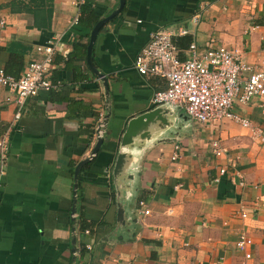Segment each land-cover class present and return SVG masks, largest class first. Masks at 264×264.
Listing matches in <instances>:
<instances>
[{"label": "crops", "instance_id": "crops-1", "mask_svg": "<svg viewBox=\"0 0 264 264\" xmlns=\"http://www.w3.org/2000/svg\"><path fill=\"white\" fill-rule=\"evenodd\" d=\"M12 1L0 0V68L19 74L34 45L48 39L56 49L52 87L28 97L17 119L15 98L0 86V135L7 138L0 264H264V116L256 101L232 110L262 136L231 120L200 125L176 118L137 144L131 177L122 183L120 225L111 175L127 120L155 107L149 98L165 86L132 66L149 33L185 27L186 34L173 36L182 51L189 42L222 44L246 62L264 63V0H52L48 26L40 28ZM81 5L92 10L94 24L117 10L90 50L105 88L86 62L94 24H70ZM99 114L107 120L106 138L89 159ZM212 139L225 148L223 156L212 154ZM240 234L250 240L248 258L235 245Z\"/></svg>", "mask_w": 264, "mask_h": 264}, {"label": "built area", "instance_id": "built-area-1", "mask_svg": "<svg viewBox=\"0 0 264 264\" xmlns=\"http://www.w3.org/2000/svg\"><path fill=\"white\" fill-rule=\"evenodd\" d=\"M198 18V14L191 15L189 23L195 25ZM77 20L78 12L70 24L77 23ZM187 32L185 27H180L176 34L165 27L156 28L149 33L146 44L135 55L132 66L137 73L161 77L165 82L164 88L152 92L149 105L168 104L183 110L193 123L200 125L231 120L249 129L252 137L262 136L261 129L253 126L249 119L235 114L232 108L235 104L247 105L256 101L264 116V63L246 62L236 50L222 44L199 48L194 42H189L182 51L175 44L173 36ZM55 49L56 43L50 39L34 45L35 56L25 63L17 77L6 74L0 68V86L17 103L14 119L19 117L20 107L28 97L40 89L48 90L52 87L49 74ZM106 130V117L99 114L93 125L91 146L106 136ZM210 147L214 156L226 153L217 139L210 141ZM6 153L7 138L4 133L0 135V174L3 172ZM92 156L90 151L87 157L90 159ZM175 156L176 152H173L171 157ZM218 172L223 174L225 168L219 167ZM230 182L236 184L233 179ZM142 204L139 201V205ZM142 213L147 214L148 210L143 209ZM239 214L240 217L246 216L243 211ZM249 243L250 240L243 234L239 235L235 243L246 258L249 253L245 251V246Z\"/></svg>", "mask_w": 264, "mask_h": 264}, {"label": "water", "instance_id": "water-1", "mask_svg": "<svg viewBox=\"0 0 264 264\" xmlns=\"http://www.w3.org/2000/svg\"><path fill=\"white\" fill-rule=\"evenodd\" d=\"M119 2L120 4H122V0H120ZM115 12H117V10L111 12L108 16L98 20L94 24V26L90 30L88 43L86 46V62L93 73L102 79L104 88L106 86L103 75L97 72V70L92 66L90 62V50L98 28ZM176 118L190 120L189 116L183 110H179L168 104H159L151 109L145 110L135 116H132L127 120L119 138L118 149L111 171L116 197V222L118 225L122 224L124 219L123 208L119 200L121 196V190L123 188L122 183L124 179L127 177H131L130 174H127V168L131 162L132 149L137 144L147 141L157 135V133L169 128ZM105 138L106 136L102 139H98L95 142L94 147L91 150L92 153H95L97 151L98 147L105 140ZM85 161H87V159L81 160L76 165L74 174L77 173L78 167ZM75 186L76 184L73 185V187ZM73 209L74 208H72L71 211H73Z\"/></svg>", "mask_w": 264, "mask_h": 264}, {"label": "trees", "instance_id": "trees-1", "mask_svg": "<svg viewBox=\"0 0 264 264\" xmlns=\"http://www.w3.org/2000/svg\"><path fill=\"white\" fill-rule=\"evenodd\" d=\"M51 1L52 0H16L14 2L12 1L11 3L16 4V6H18L17 9H23L24 11L31 12L33 15L34 26L40 28V27L48 26L50 15H51ZM95 21H96V18L94 17L92 10L81 5L79 7L77 23L83 26H86V27H91ZM184 40L185 39L181 40V43H180L181 45H183ZM174 42L177 45L178 39L175 40ZM10 44H12V42ZM9 54L11 55V58H12V54H13L12 50L9 51ZM73 54H71V56H73ZM18 68H19V65H18ZM2 69L6 74H9L13 77L18 76L17 72H11L10 70L6 68L5 69L2 68Z\"/></svg>", "mask_w": 264, "mask_h": 264}]
</instances>
